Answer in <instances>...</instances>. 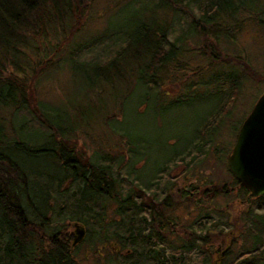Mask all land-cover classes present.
I'll use <instances>...</instances> for the list:
<instances>
[{"label":"trees","instance_id":"1","mask_svg":"<svg viewBox=\"0 0 264 264\" xmlns=\"http://www.w3.org/2000/svg\"><path fill=\"white\" fill-rule=\"evenodd\" d=\"M88 1L91 0H0V108L9 112L7 116L0 115V264H72L75 253L71 252L74 246L72 248L67 220L83 222L82 241L92 234L97 245L107 247L106 252L98 251L93 264H232L227 259L231 245H224L228 247L223 255L220 254L222 248L211 249L214 244L224 242L219 239L220 235L224 237L222 229L216 230L214 223L200 222L178 230L172 219L173 200L167 193L159 199L138 198L136 188L139 184L122 174L129 150L114 162L105 154L93 160L83 148L77 147V141L70 135L90 121L112 117L107 114L105 97L115 106L121 103L123 112L124 97L118 96L124 87H129L133 77L136 79L134 86L140 83L154 89L153 93H144L140 102L170 108L193 99L205 100L204 96L208 95L204 90L200 94V90L195 89L196 84L219 86L221 72L201 76V67L197 66L193 71L199 74L200 81L186 82L182 72L188 68L189 58L200 53L218 60L216 40L221 38L219 36L230 37L238 28V20L233 19L237 13L253 8L260 0H144L133 4L140 12L136 9L139 14L132 24L121 27L116 38L97 45L90 55L81 56L80 49H86L83 42L69 39L78 30L82 17L80 7ZM170 12L172 20L179 16L184 18L181 33L174 39H169L172 32L168 20ZM230 19L233 22L227 23ZM48 29L52 36L57 33L55 30L58 34L70 31L69 37L63 38L70 42L65 47L69 53V67L73 77L84 84L91 115H97L94 117L98 119L91 120L82 114V119L73 120L68 111L53 117L52 111L42 108L27 93V84L34 82L33 76L23 77L8 71L11 63L15 71L26 72L17 59H24L25 52L36 48L31 47V38L47 37ZM199 36L204 38L202 46L186 48L188 40ZM208 37L211 38L206 40ZM49 46L55 50L54 46ZM183 54L188 57L185 62L179 60ZM220 59L225 58L221 56ZM174 70L181 71L175 83L185 82L188 91L169 98L161 86L165 74ZM237 77L234 70L227 72L230 89L236 88ZM104 86L109 88L110 94ZM101 89L105 92L103 97L98 96ZM229 95L223 100H229ZM217 118V112L209 118L205 116L200 127L195 129L198 134L193 136L197 139L193 145H198L204 155L210 153L203 147L216 132ZM33 132L42 133L43 141L32 140L30 133ZM218 148L217 144L213 145L214 155H226V150ZM17 152L32 160L51 156L59 164L61 176L49 175L47 179L41 172L28 168L30 164L25 158L17 157ZM176 154L178 151L166 158L160 170L184 162L183 156ZM26 170L34 176H42L40 183L34 185ZM65 178L69 184L62 187L61 181ZM232 179L246 196L245 201L254 199L255 207L264 209V195L251 197L233 176ZM170 190L171 193L176 191ZM219 192L225 196L230 188L211 180L200 185L191 183L189 188L177 189L175 193L179 199L197 197L194 205H198L205 198L213 200ZM49 194L53 197L51 203L58 209L56 215L53 212V216L47 217L45 213L51 207ZM36 203L42 210H28ZM245 225L252 233L254 231L249 239L251 243L246 252L241 249L242 258L233 264H259L258 259L264 256V212L248 216Z\"/></svg>","mask_w":264,"mask_h":264},{"label":"rangeland","instance_id":"2","mask_svg":"<svg viewBox=\"0 0 264 264\" xmlns=\"http://www.w3.org/2000/svg\"><path fill=\"white\" fill-rule=\"evenodd\" d=\"M128 1L130 0H91L81 5L79 12L82 17L79 20L78 30L75 36L69 39L73 42H83L86 49H80L81 56L90 55L98 47L97 45L113 40L118 36L121 27L129 26L134 22L139 14L136 13V9L140 12V8L134 7L133 4L143 3L144 0H131L130 4L125 5L124 3ZM233 19L238 20V28L230 34V37L219 36L221 38L216 40L218 49L215 50L220 58L222 56L225 59L217 60V58L211 59L210 55L195 54L196 56L192 55L189 58L188 68L182 72L186 82L200 81L199 74L193 71L197 66L201 67V76L221 72L219 86H216L215 83H211V85L196 84L195 89L198 88L200 94L204 90L208 95L204 96L205 100L193 99L186 102L187 104H176L170 108L149 104L146 101L140 102L144 93L149 91L153 93L154 89L152 87L149 89L140 83L134 86L136 79L133 77L129 87L127 89L124 87L121 95L118 96V98L124 97L122 99L124 102L123 112L121 103L115 106L111 100L105 97L107 114L112 117L90 121L86 126L83 128L80 126L75 133L70 135L77 141V147L83 148L85 154L93 160L99 159L102 154H105L108 156L107 159L112 158L114 162L121 153H128L129 150L130 155L123 167L122 174L139 184L136 188L138 198L151 196L159 199L163 193H167L168 198L173 200L172 219L175 220L178 230L188 229V226H195L200 222H206L207 225L214 223L215 229L221 228L224 234L223 238L221 235L219 238L220 241L224 240L222 248L225 247L224 245H231V252L227 255V259H230L229 262L232 264L242 258L241 249L246 252V247L251 243L249 239L254 231L252 230V233L245 225L248 216L254 215L255 217L264 212V209L255 207L254 199L252 202L245 201L246 196L234 183L232 174L227 168L228 156L235 143L238 129L264 91V0H260L258 5L249 10L239 11ZM233 19L227 23L233 22ZM168 20L171 22L170 28L172 29L169 39H174L181 33L184 18L179 16L172 20L170 12ZM66 26L68 27V24ZM55 31L57 33L54 36L48 29L47 37L43 35L30 37L31 47L36 46V48L25 52L24 59H17L18 64L24 66L25 73H21L19 70L15 71L14 65L11 63L8 71H12V74L18 73L23 77L33 76L34 82L29 81L27 84V93L42 108L52 111L53 117L56 118L58 113L64 114L65 111H68L73 120L82 119V114L91 120L98 119V117H94L95 114L91 115L92 109L88 106L84 84L73 77L74 74L69 67V53L65 50L69 40L64 41L63 38H68L70 31L65 34H58V30ZM210 38L208 37L206 40ZM203 40L204 38L200 36L191 38L186 42V48L202 46L205 43ZM49 44L54 46L55 50H52ZM187 58L183 54L179 60L185 62ZM233 70L237 73L238 83L235 82L236 88L230 89L227 72ZM180 72L174 70L165 74V80L161 87L163 93L169 98L178 94V96L184 95L188 91L184 87L185 82L178 85L175 83ZM104 89L107 92L109 90L106 86ZM104 89L99 90L98 96L105 95ZM234 90V94L231 93ZM227 95H229V100H223ZM91 96L95 99V96ZM74 105H82V107L76 108ZM159 109L163 110L160 112ZM214 112H217L218 124L215 127L216 132L212 134V140L204 144L203 147L210 153L204 155L198 150V145L197 147L193 145V142L197 141L193 136L198 134L195 133V129L200 127L203 118L205 116L209 118L210 114ZM8 114L7 109L0 108V115L7 116ZM41 127L43 128V126ZM41 134L30 133V138L32 140L38 138V141L42 142ZM176 136L181 137L175 138ZM215 144L219 147L218 149L226 150V155H214L213 145ZM174 151H178L176 155L183 156L184 162L173 164V166L171 164V167L168 166L169 168L166 170H160L161 167H164L163 161L166 158L169 159ZM16 154L17 157L25 158V162L30 164L28 168L41 172L40 174L46 175L47 179H49V175L61 176L59 164L51 156H41L32 160L31 157L28 159L22 153L17 152ZM191 156L194 158L193 160L190 159ZM27 173L29 174L28 179L34 185L40 183V178H43L34 176L29 171ZM211 180L220 186L230 188V193L225 196L220 192L216 193L213 200L205 198L198 205H194V200L197 197L190 196L179 199L175 193L177 189L189 188L191 183L200 185ZM68 184L69 181L66 178L62 179V187H66ZM170 189L176 191L171 193ZM48 198L51 207L45 215L50 217L53 216V212L56 215L58 207L51 203L53 198L51 194ZM29 207L28 210L35 212L41 209L37 203L33 204V208ZM170 212L171 209L169 214ZM206 212L207 216L204 215ZM67 222L69 223L68 232H74L72 220H67ZM249 232H251L250 235ZM105 248L102 245H97L90 234L89 238L85 237V240H81L75 245L71 252L75 253L73 258L78 264H93L98 251L106 252L107 247ZM216 248L217 243L211 247L213 251ZM236 254L237 256H235ZM234 256L237 258L234 259ZM260 257L259 264H264V256Z\"/></svg>","mask_w":264,"mask_h":264},{"label":"water","instance_id":"3","mask_svg":"<svg viewBox=\"0 0 264 264\" xmlns=\"http://www.w3.org/2000/svg\"><path fill=\"white\" fill-rule=\"evenodd\" d=\"M228 168L252 196L264 194V91L242 121L228 157ZM72 245L82 240L85 229L73 223ZM75 264L78 262L75 260Z\"/></svg>","mask_w":264,"mask_h":264},{"label":"flooded vegetation","instance_id":"4","mask_svg":"<svg viewBox=\"0 0 264 264\" xmlns=\"http://www.w3.org/2000/svg\"><path fill=\"white\" fill-rule=\"evenodd\" d=\"M222 247V245L221 244H218L217 245V248H221ZM228 246H225L224 248H222L221 250H220V254H221V252H224L225 251V248H227ZM224 253H222V255H223Z\"/></svg>","mask_w":264,"mask_h":264}]
</instances>
